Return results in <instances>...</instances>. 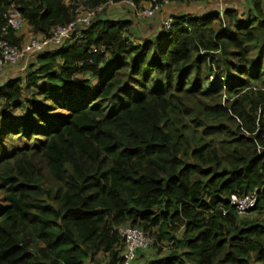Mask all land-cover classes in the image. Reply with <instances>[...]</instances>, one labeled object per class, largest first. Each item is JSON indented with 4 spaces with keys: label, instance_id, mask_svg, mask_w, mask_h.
I'll list each match as a JSON object with an SVG mask.
<instances>
[{
    "label": "trees",
    "instance_id": "obj_1",
    "mask_svg": "<svg viewBox=\"0 0 264 264\" xmlns=\"http://www.w3.org/2000/svg\"><path fill=\"white\" fill-rule=\"evenodd\" d=\"M64 1L0 0L16 45L105 5L0 76V264H121V226L151 239L141 264H264V0L145 38L109 0Z\"/></svg>",
    "mask_w": 264,
    "mask_h": 264
},
{
    "label": "built area",
    "instance_id": "obj_2",
    "mask_svg": "<svg viewBox=\"0 0 264 264\" xmlns=\"http://www.w3.org/2000/svg\"><path fill=\"white\" fill-rule=\"evenodd\" d=\"M74 0H65L64 3L73 5ZM138 1H143L145 6H139ZM173 0H109L107 5L111 7L121 6L131 9L137 19H152L159 14L163 8L168 6ZM216 12L220 18H223L224 12L227 9L228 0H217ZM237 5L246 2L247 0H231ZM105 6V5H104ZM86 8L82 5H77L74 13V19L66 25L57 26L52 33L47 37H40L30 30L26 33V38L20 45L12 44L7 36L9 32H20L24 28V20L16 8H10L4 18L5 24L1 28L0 33V76L6 77L9 68H16L17 72L25 70L28 60L31 56L42 53L46 50L59 49L72 37L78 39L83 38L82 31L91 23L96 14L103 9ZM172 23V18L167 16L160 22V27L163 30H169ZM18 64H20L18 66ZM229 204L235 209L238 215H245L253 210L258 204L257 191L244 196L232 194L229 197ZM119 236L123 239L124 247L121 252V264H130L135 258L138 250H144L151 244V239L146 236L140 229L131 228L129 226H121L117 228Z\"/></svg>",
    "mask_w": 264,
    "mask_h": 264
},
{
    "label": "rangeland",
    "instance_id": "obj_3",
    "mask_svg": "<svg viewBox=\"0 0 264 264\" xmlns=\"http://www.w3.org/2000/svg\"><path fill=\"white\" fill-rule=\"evenodd\" d=\"M200 1L205 2L206 5H209L208 2L211 3L214 0H189V1L183 0L180 2L173 0L166 7H171V6L178 7L179 8L178 14L197 15L198 13L201 12L200 9H198V7H200V4H201V3H199ZM246 3H247V1L239 4L238 8L240 9V11H239L240 13H244L246 11V9H247ZM116 7L120 8V9H118V8L116 9L115 7H111L108 11L109 14L114 13L115 15L113 16V18H120L121 15L122 16L126 15L123 18H129L133 23V28H132L133 31H131L133 35H135L136 37H142V38L149 37V36L153 35L151 33V30H152L151 25L156 20L152 21L153 18L152 19H137L134 15L133 11L131 9L129 10L127 7H124V5L116 6ZM126 9H128V11ZM213 9L215 10V7ZM210 10L211 9H209L208 11H210ZM223 18L225 20V17H223ZM223 18H221V19H223ZM22 31H23V29H22ZM23 41H24V39H23ZM250 213L251 212H249L245 215H251V214L256 213V212H253L251 214ZM253 215H256V214H253Z\"/></svg>",
    "mask_w": 264,
    "mask_h": 264
},
{
    "label": "crops",
    "instance_id": "obj_4",
    "mask_svg": "<svg viewBox=\"0 0 264 264\" xmlns=\"http://www.w3.org/2000/svg\"><path fill=\"white\" fill-rule=\"evenodd\" d=\"M217 0H214L213 2H208L209 3V5H206L205 4V2H200L201 4H200V7H198V9H200V13H198L197 14V16H201V15H203V14H205L206 12H208V10L209 9H211V10H213V8L215 7H217ZM138 3V5L139 6H145V3L143 2V1H138L137 2ZM248 4H249V2H247L246 3V6H247V8H248ZM239 5H237L236 3H234V2H232L231 0H228L227 1V8H237ZM116 9L118 8V7H115ZM118 9H120V8H118ZM178 11H179V8L178 7H176V6H171V7H165V8H163L162 9V11L159 13V14H157L153 19H152V21L153 20H156L152 25H151V27H152V30H151V33L152 34H155V33H157L158 31H159V27H160V22L161 21H163V18H165V17H167V16H171V15H179L178 14ZM124 16H126V15H124ZM124 16H122L121 15V17L120 18H123ZM124 19H129V18H124ZM16 71V68L14 67V68H9L8 70H7V74L9 73V72H15ZM136 258V257H135ZM134 258V259H135ZM134 259L130 262V264H141V262L140 263H138V262H134Z\"/></svg>",
    "mask_w": 264,
    "mask_h": 264
},
{
    "label": "clouds",
    "instance_id": "obj_5",
    "mask_svg": "<svg viewBox=\"0 0 264 264\" xmlns=\"http://www.w3.org/2000/svg\"><path fill=\"white\" fill-rule=\"evenodd\" d=\"M25 39V38H24Z\"/></svg>",
    "mask_w": 264,
    "mask_h": 264
}]
</instances>
